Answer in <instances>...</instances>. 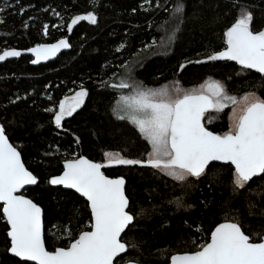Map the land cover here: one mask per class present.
I'll return each instance as SVG.
<instances>
[{"label":"trees","instance_id":"obj_1","mask_svg":"<svg viewBox=\"0 0 264 264\" xmlns=\"http://www.w3.org/2000/svg\"><path fill=\"white\" fill-rule=\"evenodd\" d=\"M159 2L171 8L175 0ZM155 3L156 0L151 4L145 0H99V6L93 8L90 0H0V7L9 5L6 12L0 13V19L7 21L0 24V50L27 49L63 37L72 45L48 64L34 65L30 55L0 63V118L27 167L41 178L26 194L44 209L45 240L50 250L68 245L65 233L70 231L75 238L80 230H88L90 208L76 192L49 185L47 178L60 174L63 162L76 154L104 162L106 151L141 158L148 150L134 126L112 114L119 93L99 86L101 80L122 74L121 64L133 62L134 78L147 87L179 79L183 87L190 88L212 77L225 81L233 95L255 92L264 98L261 74L252 70L238 76L240 66L234 62L189 64L182 72L178 71L180 63L222 50L223 33L237 15L230 0H184L186 15L182 30L167 50L159 46L165 35L160 25L169 14L156 8ZM241 3L253 13V29L264 30V0H241ZM88 11L98 14L97 24L81 21L68 33L66 24L70 18ZM24 22L29 27L24 28ZM62 23V27H53ZM44 24L49 26L47 35ZM154 39L156 45L145 48ZM121 44L125 47L117 51ZM81 83L89 96L58 128L53 114L45 109L57 106L64 96L73 94L69 89L78 90ZM228 115L229 108L215 113L211 123L204 115V123L212 131L226 132ZM105 172L126 178L131 208L140 213L135 228L126 230L127 236L122 235L129 248L121 256L123 259L118 258L119 264L130 260L168 264L174 253L196 250L190 239L207 238L226 219L239 220L246 234L264 235V217L260 215L264 211V180L254 177L247 190L234 192L231 170L223 163L209 165L206 174L189 177L184 184L150 167L114 165L106 167ZM176 197H182L184 204L191 207L178 209L169 203ZM250 205L255 207L250 209ZM8 228L0 209V264H25L8 251ZM199 228L202 233L197 231Z\"/></svg>","mask_w":264,"mask_h":264},{"label":"snow or ice","instance_id":"obj_2","mask_svg":"<svg viewBox=\"0 0 264 264\" xmlns=\"http://www.w3.org/2000/svg\"><path fill=\"white\" fill-rule=\"evenodd\" d=\"M145 2L151 4L152 0ZM230 2L237 15L223 33L222 50L211 51L202 59L180 63L178 71L182 72L189 64L234 61L240 66L238 76L254 70L264 79V30L253 29V13L246 4L241 0ZM90 5L93 8L99 6V0H90ZM8 7L7 4L0 7V13L6 12ZM155 7L163 8L169 14V18L160 25L165 35L159 46L167 50L182 30L186 5L184 0H175L168 8L156 0ZM23 11L21 7L19 14L22 15ZM55 15L60 17L61 14L56 12ZM81 21L95 25L98 14L88 11L71 17L66 31L71 33ZM6 22V19H0V24ZM62 26L63 23L53 25ZM23 27H29L28 23L24 22ZM48 27L43 25L44 35L48 34ZM156 43L154 39L145 48ZM71 47L67 37H63L55 43L37 44L26 51L34 55L31 62L36 64ZM124 47L121 44L117 51ZM21 54V50L5 47L0 50V62ZM120 67L124 69L122 74H113L108 81L101 80L99 86L119 93L112 105V114L117 120L134 126L149 147L141 158H128L120 151H106L103 154L105 163L76 154L74 159L64 161L60 174L47 178L49 185L74 189L86 198L90 207L88 230H80L75 238L70 231L65 233L69 238L66 247L47 249L42 208L32 199L18 194L26 185H38L41 178L26 167L21 151L9 142L6 129L0 124V209L9 225L8 251L25 264H119L118 258L123 259L121 254L129 248L124 239L127 236L125 230L130 232L135 228L140 213H134L131 208L125 179L105 175L102 169L106 165L150 167L184 184L189 177L200 178L206 174L210 162H223V166L231 170L234 192L247 190L254 177L264 180V98L255 92H246L240 97L233 95L225 81L212 77L187 89L179 79L159 87H147L134 78L133 62L123 63ZM69 91L73 94L64 96L57 106L45 109L53 114L58 128L63 127L65 118L73 116L89 96L82 83L78 90ZM229 107L232 111L228 131L216 132L205 126L204 115L209 109L221 113ZM211 122L209 119L208 123ZM76 140L79 143L78 137ZM169 203H174L178 209L191 207L184 204L182 197H176ZM249 207L251 209L255 205ZM260 215L264 217V211ZM197 231L202 233L203 229ZM190 243L196 250L171 255V264H264V235L246 234L239 220L226 219L217 224L207 238H192Z\"/></svg>","mask_w":264,"mask_h":264},{"label":"water","instance_id":"obj_3","mask_svg":"<svg viewBox=\"0 0 264 264\" xmlns=\"http://www.w3.org/2000/svg\"><path fill=\"white\" fill-rule=\"evenodd\" d=\"M61 39V38H60ZM56 42V41H55ZM55 42H51V43H41V44H52V43H55ZM36 46V45H35ZM34 47V46H33ZM31 48V47H30ZM16 49H18V50H21V52H22V54H21V56L20 57H16V58H8V59H6V60H13V59H19V58H21L22 56H26V55H30L33 59H35V57H34V55L32 54V53H30V52H27L26 50L28 49H19V48H16ZM70 48H68V49H62L55 57H53V58H50V59H48V60H42V61H40L39 63H36V64H34V65H41V64H48V63H50V62H53V61H55V60H57L64 52H67L68 50H69ZM5 60V61H6ZM4 62V61H3ZM3 62H0V63H3ZM230 62H234V61H230ZM234 63H236V62H234ZM209 110H211V109H209ZM208 110V111H209ZM207 111V112H208ZM203 122H204V120H203ZM0 124H3L2 123V121H1V118H0ZM205 126H206V124H205ZM207 127V126H206ZM209 130H211V129H209ZM7 134V133H6ZM8 136V135H7ZM8 138H9V136H8ZM9 142L10 143H12V141L10 140V138H9ZM13 144V143H12ZM15 147H17L15 144H13ZM18 148V147H17ZM18 150H19V148H18ZM20 151V150H19ZM21 155H22V153H21ZM85 157H87V156H85ZM88 159H90L89 157H87ZM22 159H23V156H22ZM71 159H74V158H71ZM24 160V159H23ZM92 160V159H91ZM93 161H95V160H93ZM95 162H98V161H95ZM106 162V161H105ZM105 162H100V163H105ZM64 163V162H63ZM213 163H223V162H210V165L211 164H213ZM26 165V164H25ZM109 165H106L105 166V168L106 167H108ZM110 166H114V165H110ZM26 167H27V165H26ZM105 168H103L102 169V171H104V173H105V175H107V176H109L110 178H118V177H123V176H110V175H108L106 172H105ZM124 179H125V190H126V184H127V180H126V178L125 177H123ZM34 186H36V185H26L25 187H24V189H22L21 191H20V193H18V194H23V195H25L27 198H29V199H32L30 196H28L27 194H26V191L29 189V188H31V187H34ZM57 186H60V185H57ZM60 187H62V188H64V189H66V190H72V191H74V192H76L74 189H67V188H65L64 186H60ZM77 193V192H76ZM79 196H81L79 193H77ZM126 195H127V193H126ZM82 197V196H81ZM82 198H84V197H82ZM85 200H86V198H84ZM33 200V199H32ZM34 201V200H33ZM35 202V201H34ZM35 203H37V202H35ZM38 204V203H37ZM40 207L42 208V210H43V217H42V219H43V225H44V239H45V220H44V209H43V207L40 205ZM90 208V207H89ZM225 222V221H224ZM222 223V222H221ZM127 230V229H126ZM125 230V231H126ZM123 235V234H122ZM45 245H46V240H45ZM46 247H47V245H46ZM47 249L48 250H50L48 247H47ZM50 251H52V250H50ZM186 252H190V251H186ZM10 253V252H9ZM178 253H184V252H176V253H174V254H178ZM11 254V253H10ZM124 254H126V253H122L121 254V256L122 255H124ZM12 256H14L13 254H11ZM15 257V256H14ZM16 258H18V257H16ZM18 259H20V258H18ZM21 260V259H20ZM31 263H35V262H31ZM114 264H115V262H114ZM124 264H141V263H139V262H137V261H133V260H130V261H127V262H125ZM168 264H171V261H169V263Z\"/></svg>","mask_w":264,"mask_h":264},{"label":"rangeland","instance_id":"obj_4","mask_svg":"<svg viewBox=\"0 0 264 264\" xmlns=\"http://www.w3.org/2000/svg\"><path fill=\"white\" fill-rule=\"evenodd\" d=\"M202 84V83H201ZM200 85V84H199ZM196 86H198V85H196ZM196 86H193V87H196ZM193 87H190V88H193ZM184 88H186V87H184ZM187 89V88H186ZM236 96H238V97H240V96H242V95H236ZM227 109V108H226ZM231 111H232V109H231V107H229V115H228V118L230 117V115H231ZM215 113H217V112H215V110H213V109H211V110H209L205 115H206V117H207V119L209 120V119H214L215 118ZM229 125H230V120H229ZM103 162V161H102ZM104 162H105V160H104Z\"/></svg>","mask_w":264,"mask_h":264}]
</instances>
